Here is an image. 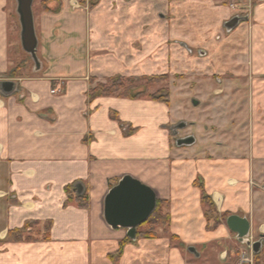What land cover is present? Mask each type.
Returning a JSON list of instances; mask_svg holds the SVG:
<instances>
[{
  "label": "crops",
  "instance_id": "obj_1",
  "mask_svg": "<svg viewBox=\"0 0 264 264\" xmlns=\"http://www.w3.org/2000/svg\"><path fill=\"white\" fill-rule=\"evenodd\" d=\"M44 1L34 3L36 68L12 63L17 0H0V83L17 85L10 95L0 91V264H226L234 234L226 223H208L199 180L220 216L246 217L253 236L264 235V193L252 191L254 177L264 179V115L252 120L250 145L243 114L227 121L237 127L233 134L212 133L206 124L202 132L183 134L200 124L173 123L172 104L88 96L92 79L158 73L170 41L208 45L223 8L215 0ZM163 10L176 16L172 22L157 19ZM258 10L264 22V2ZM217 107L205 117L209 128L217 125ZM189 138L191 144L178 142ZM126 176L164 203L169 222L155 237L128 241L126 229L105 220L110 186ZM73 186L76 197L88 195L86 207L68 202L66 189ZM28 222L43 234L9 242L8 233ZM242 252L233 264L252 257Z\"/></svg>",
  "mask_w": 264,
  "mask_h": 264
},
{
  "label": "rangeland",
  "instance_id": "obj_2",
  "mask_svg": "<svg viewBox=\"0 0 264 264\" xmlns=\"http://www.w3.org/2000/svg\"><path fill=\"white\" fill-rule=\"evenodd\" d=\"M215 1L223 8L225 15L223 14V19L218 23L217 30L212 31L208 37L210 39L208 45L197 46V42L194 41H170L169 55L162 62L159 72L147 76L146 80L139 79L135 92H146L147 96L169 94L168 104H172L174 108L173 123L198 121L200 124L197 128L188 127L182 131L183 134H191L196 130L202 132V126L205 124L208 129L213 130L212 133L233 134L237 127L234 122L231 125L227 123L229 118L232 116L235 118L240 114L248 116L247 127L250 137L248 142L250 140L251 145L252 120L264 115V105L260 101L261 94L264 93V22L258 16V8L264 0ZM189 11L191 10L186 9L185 13L189 14ZM160 16L168 22H172L176 17L172 15L171 10L168 12L163 10L157 15L158 20ZM235 17L240 18V22L235 29L229 31L225 24ZM16 22L13 19L10 26L12 63L15 66L27 64L32 67L35 65L34 61L23 50L19 36L16 35L21 31L20 24L17 25ZM97 82L103 81H96L95 84ZM194 99L199 100L201 106L195 108ZM215 105L218 107L213 114L217 122L213 123L216 122L217 125L215 128H209V120L205 117H209L210 108L213 106L214 109ZM229 106L231 110L228 113L226 108ZM263 180L256 175L252 191L264 193ZM30 227L29 232L36 238L38 233H41V228H38L36 222L30 224ZM260 238L258 235L250 234L252 243L259 241ZM232 242L229 243L232 260L226 264H233L242 251L248 255L252 254L255 260L252 250L240 244L235 234ZM213 258L212 262L219 260L217 256Z\"/></svg>",
  "mask_w": 264,
  "mask_h": 264
},
{
  "label": "water",
  "instance_id": "obj_3",
  "mask_svg": "<svg viewBox=\"0 0 264 264\" xmlns=\"http://www.w3.org/2000/svg\"><path fill=\"white\" fill-rule=\"evenodd\" d=\"M35 0H17V15L21 26L20 41L23 50L32 57L36 68H41L38 58L39 39L36 31L34 16ZM240 22V18L235 17L225 24L231 31ZM16 83H0V91L4 95H10L16 90ZM198 105V101L193 102ZM186 123L180 124L177 128H183ZM192 138L179 140L181 144H191ZM78 193H82V186H77ZM158 205L155 192L140 181L126 176L119 184L107 194L104 204V217L107 224L113 229H126L131 240L137 239V229L143 225L156 211ZM229 230L236 235L239 243L251 248L254 254L260 253L264 235L260 240L252 243L250 240L251 223L246 217L231 215L226 221ZM190 251L195 253V249Z\"/></svg>",
  "mask_w": 264,
  "mask_h": 264
},
{
  "label": "trees",
  "instance_id": "obj_4",
  "mask_svg": "<svg viewBox=\"0 0 264 264\" xmlns=\"http://www.w3.org/2000/svg\"><path fill=\"white\" fill-rule=\"evenodd\" d=\"M47 0L44 3L47 4ZM99 0H91V5H97ZM20 67V66H19ZM18 67V68H19ZM139 79H148V77H123V76H116L110 79H107L105 82H96L95 79L91 80V89L89 91V99L94 100L97 98L103 97H111V96H119L123 98H128L132 100H139L144 98H149L156 101H161L164 103H169V94H163L161 96H147L146 92H135L137 89V82ZM154 80V78L152 79ZM131 133V131H130ZM125 178V177H124ZM123 179V178H122ZM121 179V180H122ZM121 180L115 181L110 186V190L116 187ZM196 185H198L202 189V205L205 208V217L209 224L213 223V228L219 227L222 223H226L227 219L231 216L230 213L222 214L221 216L217 212L216 205L212 200L211 196H209L204 188L201 180H199ZM66 193L68 195V202H74V200L79 201L80 205L86 207L88 204V195L86 193L81 194L80 196H75L74 193V186L68 187L66 189ZM164 203L158 201L157 209L153 213V215L137 229V236L138 237H147L152 238L155 237V230L160 225H167L169 222V216L163 212ZM35 222H28L26 225L20 229L12 230L8 233V241L9 242H24V241H32L36 238L33 237L32 233L29 232L31 229L30 224ZM52 223L47 222L45 226V234L43 235V239H49V230ZM175 239V237H172ZM128 241H132L130 238L127 239ZM126 240V241H127ZM255 257V264H264V243L260 253L254 254Z\"/></svg>",
  "mask_w": 264,
  "mask_h": 264
},
{
  "label": "built area",
  "instance_id": "obj_5",
  "mask_svg": "<svg viewBox=\"0 0 264 264\" xmlns=\"http://www.w3.org/2000/svg\"><path fill=\"white\" fill-rule=\"evenodd\" d=\"M238 264H255L254 263V259L251 257V258H249V257H243L240 261H239V263Z\"/></svg>",
  "mask_w": 264,
  "mask_h": 264
}]
</instances>
